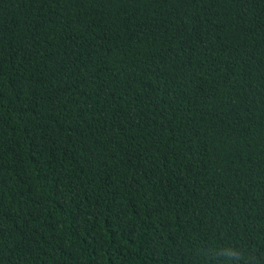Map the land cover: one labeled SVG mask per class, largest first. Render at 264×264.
Returning <instances> with one entry per match:
<instances>
[{
    "label": "trees",
    "instance_id": "trees-1",
    "mask_svg": "<svg viewBox=\"0 0 264 264\" xmlns=\"http://www.w3.org/2000/svg\"><path fill=\"white\" fill-rule=\"evenodd\" d=\"M0 264H264V0H0Z\"/></svg>",
    "mask_w": 264,
    "mask_h": 264
}]
</instances>
